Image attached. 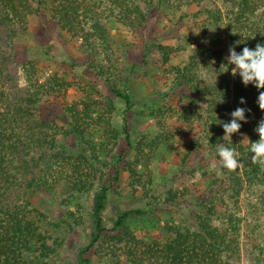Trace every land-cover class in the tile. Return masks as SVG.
<instances>
[{
	"label": "trees",
	"instance_id": "1",
	"mask_svg": "<svg viewBox=\"0 0 264 264\" xmlns=\"http://www.w3.org/2000/svg\"><path fill=\"white\" fill-rule=\"evenodd\" d=\"M140 1L148 11L156 4L160 8L175 9L180 1L185 7L195 2ZM217 3L216 13L226 23L229 45L235 46L238 53L244 47L254 49L257 43H264V0H217ZM43 12L54 17L62 31L80 38L81 50L92 55L109 46L106 21L116 20L135 30L147 20V13L136 0H0V85L9 80L15 90L13 97L0 95V103L7 100L0 106V264H53L52 259L62 242L59 232L64 229L67 218L77 219L71 206L84 202L89 208L79 212L78 221L84 222L88 246L80 250L79 264H89L87 253L107 239L121 244L124 239L119 237L120 231H124L131 264H240L241 242L249 227L263 248L248 250L244 264H264V165L253 163L250 152V142L259 139L255 128L264 119V110L258 105L259 94L264 89L258 90L251 84L245 86L238 74L233 76L234 65H228L215 48L198 50L184 67H169L170 57L179 51L168 52L161 48L163 74L172 85L188 88L196 97L185 115L179 117L176 111L183 98L178 94L170 96L169 105L148 110V117L156 121L160 135L143 136V145L149 149L145 155L150 158L167 141L171 133L166 129L167 119L176 118L173 125L179 122L197 132L199 137L193 141L189 157L182 162L192 182V205L197 216L190 229L168 228L165 242L157 239L141 242L127 229L128 219L144 218L162 204L174 207L181 198L177 193L149 196L148 185L152 179L138 169L137 163L134 166L128 163L129 182L124 188H118V193L123 191L124 194L127 186L132 187L134 195L145 197V208L126 210L111 203V194L117 190L111 193L110 187L103 184V178L111 165L116 166L118 173L119 165L126 163L124 154L115 155V161L103 162L99 170L92 166L87 153L104 155L108 151L112 155L120 139L131 148L129 125L121 132L111 125L113 102L109 100L107 114L97 116H93L87 104L82 110L76 106L68 108L73 126L67 133L84 142L83 152L74 155L58 143L61 128L44 122L36 112L45 96L52 91H64L68 85L56 77L50 85L32 84V76L24 65L22 79L26 89L19 93L21 87L10 75L16 64L13 38L25 29L31 16ZM199 46L203 47L200 43ZM109 84L113 94L122 98L128 108L134 107L131 97L122 95L111 80ZM222 95L223 102H217ZM241 98L245 104L239 103ZM237 107L250 109L245 113L247 122H241L238 132L247 137L246 144L232 142L230 145L241 164L236 170H209L210 163L219 166L215 150L219 143H225L222 123L231 120L230 113ZM94 125L102 127V143L97 147L89 140L88 128ZM139 153H144L141 147ZM196 153H203L205 157L202 168L198 169L203 173L199 179H195L197 168L187 165V160ZM95 161H99V157ZM120 180H123L122 175L117 177V181ZM59 186L63 189L60 196L56 195ZM35 198L42 200L48 211L39 208ZM54 200L58 201V206L54 205ZM131 246L137 247L139 252Z\"/></svg>",
	"mask_w": 264,
	"mask_h": 264
},
{
	"label": "rangeland",
	"instance_id": "2",
	"mask_svg": "<svg viewBox=\"0 0 264 264\" xmlns=\"http://www.w3.org/2000/svg\"><path fill=\"white\" fill-rule=\"evenodd\" d=\"M136 3L147 13L146 23L141 28L132 30L118 24L116 20L106 21L109 46L93 55L83 52L80 47L82 40L62 31L57 20L48 13L31 16L25 29L13 38L16 64L10 75L16 80L15 84L21 87L19 93L26 89L25 80L22 79L25 74L24 65H27L28 75L32 76V84L50 85L52 78L56 77L68 85L64 91H52L45 96L36 107V112L44 122L61 128L58 143L61 148L74 155L83 152L84 142L67 133L73 126L68 108L76 106L82 110L87 104L93 116H97L107 114L110 109L109 100L113 102L111 125L120 132L126 124L129 125L132 134L131 148L124 139H120L112 155L108 151H105L104 155L89 151L88 157L92 166L101 170L103 162L115 161V155L124 154L126 163L119 165L118 173L116 166L111 165L103 178V184L110 187L111 193L117 190L111 194L110 199L116 207L134 210L145 208L147 202L143 195H134L132 187L129 186L124 194L123 191L118 193V188H124L129 182L126 170L128 163L131 166L137 163L138 169L143 171L147 178L152 179L148 185L151 189L149 196L164 197L168 193L180 195L181 199L176 201L174 207L162 204L146 217H131L126 222L127 229L141 242L153 239L165 242L169 236L168 228L190 229L196 222L197 211L192 205L194 199L193 192L190 191L192 182L182 162L189 157L193 141L199 136L196 131L193 132L192 128L182 123L173 125L172 122L176 121V118L167 119L166 129L171 131L167 141L150 158L145 155L149 149L143 145V136L160 135L156 121L148 117V110L169 105L170 96L178 94L183 98L176 111L179 117L185 115L196 97L195 92L190 89L172 85V81L163 74L165 66L161 48L168 49V52L179 51L170 57L169 67H184L198 50L204 52L206 47L215 48L227 61L230 43L226 23L216 13L219 8L217 0H203L200 3L195 0L189 7H185L184 2L180 1L175 9L160 8L156 4L151 11H148L140 0H136ZM109 80L116 84L122 95L131 97L133 108H128L122 98L113 94ZM14 91L9 80L0 85V95L5 98L13 97ZM6 102L7 100L1 102L0 106H4ZM1 111L0 107V113ZM101 128L99 125L88 128L89 140L96 147L102 143ZM231 139L236 144L247 142V137L239 133L233 134ZM140 147L144 151L143 155L139 153ZM97 157L99 161H95ZM204 161L203 153H196L187 160L188 166L197 168L195 179L202 176V171L198 169L202 168ZM120 175L123 180L117 181ZM139 188L138 191L143 194ZM62 192V186H59L56 195L60 196ZM57 202L54 200L55 206H58ZM35 203L39 208L48 211L42 200L35 198ZM88 206L86 202L74 203L71 206L77 219L67 218L64 229L59 232L62 242L57 255L52 259L53 264H79V252L88 246V240L82 226L84 222L78 221V218L81 217L79 212ZM244 232L240 264H244L248 259V250L263 248L250 227ZM118 235L124 239L121 244L107 239L106 243L92 248L85 256L89 259V264H131L126 252L127 240L124 238V231L118 232ZM131 247L139 252L137 247Z\"/></svg>",
	"mask_w": 264,
	"mask_h": 264
},
{
	"label": "clouds",
	"instance_id": "3",
	"mask_svg": "<svg viewBox=\"0 0 264 264\" xmlns=\"http://www.w3.org/2000/svg\"><path fill=\"white\" fill-rule=\"evenodd\" d=\"M227 62L228 65H234L231 69L232 75L236 76L238 74L245 86L251 84L258 90L264 89V43H257L254 49L244 47L239 53L236 51L235 46H230ZM217 102H223V95ZM239 103L245 104L246 101L241 98ZM258 105L260 109L264 110V91L259 94ZM246 111L250 112V109L237 107L230 113L231 120L222 123L225 143H219L215 150V155L219 158V166L216 163H210L209 170H236L240 166L241 160L238 158L235 149L230 145L232 144V135L238 133L242 126L241 122H247ZM255 132L258 134L259 139L250 142L252 162L264 165V119L258 122Z\"/></svg>",
	"mask_w": 264,
	"mask_h": 264
}]
</instances>
